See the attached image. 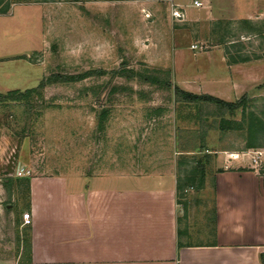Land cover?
<instances>
[{"label": "rangeland", "instance_id": "rangeland-1", "mask_svg": "<svg viewBox=\"0 0 264 264\" xmlns=\"http://www.w3.org/2000/svg\"><path fill=\"white\" fill-rule=\"evenodd\" d=\"M1 2L9 10L0 16V94L43 84L24 99H0L2 181L19 163L37 174L42 168L85 173L102 161L113 167L137 120L174 121L175 150L189 152L176 159L183 161L176 166L182 191L194 185L186 179L197 162L204 164L205 151L209 160L221 155L226 161L244 152L249 138L264 144L262 134L255 140L245 130L250 113L264 123V0ZM225 47L248 61L222 63ZM174 86L227 102L246 99L232 113L180 104ZM222 121L241 126L221 132ZM263 152L246 153L259 162ZM10 180L11 203L22 212L24 187ZM194 195L184 192L183 203ZM10 217H0V238L11 248Z\"/></svg>", "mask_w": 264, "mask_h": 264}, {"label": "crops", "instance_id": "crops-1", "mask_svg": "<svg viewBox=\"0 0 264 264\" xmlns=\"http://www.w3.org/2000/svg\"><path fill=\"white\" fill-rule=\"evenodd\" d=\"M137 121L113 167L37 174L19 163L27 177L0 179V217L11 216L16 229L11 248L0 238V264H262L264 152L257 163L249 150L226 161L215 154L209 169L205 151L194 185L182 191L176 159L189 152L175 150L174 121ZM10 178L24 187L22 212L11 203Z\"/></svg>", "mask_w": 264, "mask_h": 264}, {"label": "trees", "instance_id": "trees-1", "mask_svg": "<svg viewBox=\"0 0 264 264\" xmlns=\"http://www.w3.org/2000/svg\"><path fill=\"white\" fill-rule=\"evenodd\" d=\"M8 10H9V5L8 4L2 5V2L0 0V16L7 15ZM234 52L237 54L236 50ZM233 54L230 53L228 48L226 47L224 48V56H225L227 65H235V64L245 63L248 61L246 58H241ZM151 81L154 82V80H151ZM42 85L43 84L41 83L36 88L28 89L24 92L10 91L4 95L0 94V99H11V100L24 99L28 97L29 95L36 93L37 90H39V88L40 89L43 88ZM173 91H174V97L177 99L176 102L180 104H194V105H202V106L213 105L214 107H216V109H219L221 111L227 110L230 113L239 110L245 103V99H246L245 97H242L234 102H226V101L220 100L210 95H195V94L183 91L177 86L173 87ZM248 117H249V120H247V127L245 128L248 134L250 136H253L255 140L259 137L260 134L264 136V123L260 120V118L252 113H250ZM99 124L101 125V121ZM233 124H236V123L233 121L232 122L222 121L221 124H219L218 130H220L221 132H225L226 130L232 129ZM236 125L241 126V124H236ZM250 139L251 138H249V140L246 141L245 143L246 149H244V152L248 150L256 149V148H261V149L263 148L264 150V144H257L254 141H251ZM201 151L202 150H199V152ZM197 163H198L196 164L197 170L195 168L191 174V176L193 177H189V175L187 176V179H186V181L188 182L187 184L194 183L196 181L195 175H197L198 172H201L199 170L201 168L202 163H199V162ZM178 189H181V187H178ZM260 259H261L262 264H264V254L260 256Z\"/></svg>", "mask_w": 264, "mask_h": 264}, {"label": "built area", "instance_id": "built-area-1", "mask_svg": "<svg viewBox=\"0 0 264 264\" xmlns=\"http://www.w3.org/2000/svg\"><path fill=\"white\" fill-rule=\"evenodd\" d=\"M193 3H195V6H200L201 4H198V2L197 1H194ZM179 13V12H178ZM177 12H172V16L173 17H177V18H179L178 16H177V14H178ZM258 154H260V153H258ZM253 160V163H256L257 161L255 160V159H252ZM29 170H28V168L26 167V166H24V165H22V166H20L18 169H17V173H16V176L17 177H27L28 175H29Z\"/></svg>", "mask_w": 264, "mask_h": 264}]
</instances>
